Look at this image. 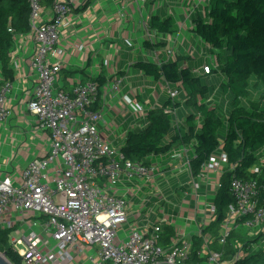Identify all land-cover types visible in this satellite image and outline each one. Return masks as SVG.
Listing matches in <instances>:
<instances>
[{
	"label": "built area",
	"instance_id": "2783aa9c",
	"mask_svg": "<svg viewBox=\"0 0 264 264\" xmlns=\"http://www.w3.org/2000/svg\"><path fill=\"white\" fill-rule=\"evenodd\" d=\"M87 1L55 0L46 8L42 0H28L30 30L15 38V44L23 37L31 45L22 61L32 81L22 109L32 118L35 131L48 140L49 147L46 154L30 159L20 171H8L9 161L0 167V229L15 227V220L24 225L25 218H31L28 233L10 238L22 264H71L73 254H82L85 248L89 249L86 255L90 264H235L245 253L241 241L234 244L232 253H227L224 246L230 233L240 226L264 227V204L257 200L256 182L231 180L234 202L227 207L220 226L210 232L216 212L212 199L227 161L222 152L211 155L194 174L189 163L192 143L165 155L149 156L147 164L130 161L120 151L127 132L143 128L147 112L158 108L157 103L148 107L143 87L129 81L133 63L118 71L119 56L117 60L113 56L107 62L110 78L100 89L95 81L82 83L76 79L69 91L64 90L61 32L70 24L73 10ZM149 16L147 13L142 23L141 55L159 66L175 59L181 38L150 29ZM162 42L166 43L163 49L144 45ZM83 48L81 45L77 49ZM187 51L192 54L195 48ZM161 52L165 60L160 58ZM203 54L201 49L199 55ZM11 59L13 70H19L15 50ZM208 59L212 66L206 60L193 72L210 74L217 64L213 54ZM18 89L15 80L0 85V129L8 130ZM165 91L172 101L178 97V90L169 84ZM123 110L129 117L118 125L115 117ZM164 111L178 127L176 110ZM104 115L111 117L109 122ZM125 123L122 133L114 135L116 141L122 142L115 145L106 131L114 133ZM16 140L10 136L12 145ZM260 162L264 165V156ZM171 177L179 179V185L170 186L182 197L178 211L157 184L160 179L169 183ZM145 187L149 188L147 193L143 192ZM152 215L155 218L151 220ZM197 240L199 247L194 250L193 241ZM17 245L22 247L17 250ZM214 245L221 250H213Z\"/></svg>",
	"mask_w": 264,
	"mask_h": 264
},
{
	"label": "trees",
	"instance_id": "16d2710c",
	"mask_svg": "<svg viewBox=\"0 0 264 264\" xmlns=\"http://www.w3.org/2000/svg\"><path fill=\"white\" fill-rule=\"evenodd\" d=\"M54 1L42 0V5L50 8ZM29 15L28 0H0V85L15 80L11 53L15 38L30 30ZM148 24L150 29L163 35H173L176 31L171 17L152 15ZM192 25L190 31L210 47L216 68L200 76L193 72L190 64H184L186 59L182 57L163 61L159 66L145 60L133 63V71L163 80L178 90L184 100L168 98L161 107L149 110L144 127L128 131L120 151L130 161L147 164L149 156L165 155L173 148L192 143L189 163L194 174L211 155L222 152L227 161L220 187L212 199L216 209L214 222L208 228L215 232L227 207L234 202L230 191L232 179L255 181L257 200L264 204V165L260 162L264 156V0H207L204 14L193 19ZM144 45L148 49H163L166 43ZM217 72L223 80L211 90L203 77ZM93 81L100 89L106 79L98 75ZM212 92L214 96L230 97L226 102L229 108L222 111L224 114L220 110L223 101L218 104L212 101ZM181 106L187 112L181 125L176 127L164 110ZM221 129H224L223 138L219 137ZM263 228L248 240H240L241 236L235 231L230 233L224 249L232 253L234 244L241 241L245 253L235 264H264V242L261 241L260 247L256 243L264 236ZM15 230V227L0 229V252L12 264H22L21 256L10 241ZM193 242L197 250L199 241ZM212 249L219 251L221 247L214 245Z\"/></svg>",
	"mask_w": 264,
	"mask_h": 264
},
{
	"label": "crops",
	"instance_id": "0c3cea01",
	"mask_svg": "<svg viewBox=\"0 0 264 264\" xmlns=\"http://www.w3.org/2000/svg\"><path fill=\"white\" fill-rule=\"evenodd\" d=\"M206 2L207 0H139L137 3H135V0H132V2L131 0H88L82 7L75 8L70 16V24L64 27L61 32V47L64 54L61 82L64 90L69 91L76 79L86 83L93 81L98 75L104 76L106 80L110 78L107 62L113 56L117 60L118 54L122 51L117 44L118 39L122 41L125 50V54L123 56L120 54L116 63L118 71H122L127 62L129 64L135 63L137 60L146 61L141 55V51L138 52L140 43L138 34L143 31L142 23L144 17L149 13L150 19L152 11L154 12V14L152 13L153 15H158L161 18L171 17L175 23L176 31L174 34L181 37V44L176 50L175 58L182 57L186 59L184 64H190L193 69L200 68L206 63L205 56L202 61L201 56L196 53L197 50L192 54L187 50L190 45L193 46L195 44L191 38L192 36L198 42H201L203 47L200 48V51L204 49V52H207L206 45L190 31L189 27L192 25L193 19L198 15L204 14ZM191 6L193 7L191 8ZM135 15L139 16L138 19H135ZM81 45L84 48L79 51L77 48ZM135 45L137 46L136 49H134ZM30 46V42L23 37H19L15 44V58L20 67L18 68L19 70H14V74L15 81L19 83V89L14 94V100L11 105L13 117L10 121L9 129L5 130L9 134L5 136L3 143L0 135V148L8 143L10 145L8 155L3 158L0 155V167L5 166L6 162L9 161L11 165L7 170L13 172L20 171L30 159L46 154L49 147L48 140L42 138L35 131L32 126V118L28 115V112L24 113V109H22V101L26 98L32 84L29 72L24 62H22L27 58ZM97 48L106 53L99 64L96 63ZM210 54L212 53L209 49L207 56ZM160 58L165 60L164 52L160 53ZM197 59V62L191 64L192 61ZM10 62L12 66V59H10ZM121 65H123L122 68H120ZM103 67L107 69V74L109 73L107 76L103 73ZM197 75L203 76L202 74ZM129 81L135 87H143V100L148 107L155 103H157V107H161L169 98L165 91L166 84L163 80H154L141 72L133 71V76ZM124 92L126 93L127 89ZM217 97L218 94L212 98V101H216ZM176 99L184 100L181 94ZM182 109L184 111L182 114L176 109L180 125L182 123L181 119L185 114L184 108ZM16 134L19 138L12 145L10 136ZM223 136L224 132H220L219 137L223 138ZM7 139H9L8 143ZM216 154H220V151ZM1 173L2 171L0 170ZM25 221V228L23 227L20 230L19 228H21L22 224L20 220H15L16 234H21V236L25 234L22 231L23 229H28V222L32 220L26 217ZM40 221L44 222V219L41 218ZM84 250L85 252L82 254H73L71 264H90L86 255L89 249L85 248Z\"/></svg>",
	"mask_w": 264,
	"mask_h": 264
},
{
	"label": "rangeland",
	"instance_id": "374dc122",
	"mask_svg": "<svg viewBox=\"0 0 264 264\" xmlns=\"http://www.w3.org/2000/svg\"><path fill=\"white\" fill-rule=\"evenodd\" d=\"M147 12H148V11H147ZM138 17H139L138 15H135V19H138ZM138 35L140 36V43H139V50H138V52H140V51H144V49L140 48V47H141V43H142L143 40H144V32H143V31H140ZM195 36H196V35H195ZM180 38H181V37H180ZM191 38L194 40L195 44H193V46L190 45V46L188 47V49H190V47H191V48H195V50H197L196 53L199 54V52H200V48L203 47V46H202L201 42H198L197 39L194 38V36H192ZM117 44H118V46H120L121 49H122V51L118 54V56L120 57V54H121V56H123V55L125 54V50H124V45H123L122 41H120V40L118 39ZM136 48H137V46L135 45L134 49H136ZM205 48H206L207 52L209 53V49H208L207 47H205ZM112 52H113V51H112ZM207 52H204L203 57L205 56V58H206V60H207V64H209V66H212L211 63H210V60L208 59ZM105 54H106V53H105L103 50H100V49L97 48V53H96V63H97V64H99V63L101 62V58L104 57ZM203 57H201V59H202ZM144 58L146 59V61H147V60H150V58H149L147 55H145ZM197 61H198V59L192 61L191 64H192L193 62L195 63V62H197ZM202 61H203V59H202ZM123 62H124V61H123ZM123 62H122V63H123ZM127 65H128V62L125 64L124 67H123V65H121L120 68H122V67L125 68ZM89 73H90V72H89ZM103 73L105 74V76H107V75L109 74V73L107 74V69H106L105 67H103ZM203 79L206 81L207 85H209L210 89L212 90V87H213V86L218 87L219 83L223 80V77L221 76V74H220L219 72H217V73H212V74H211L210 76H208V77L204 76ZM57 85H58V83H55V86H57ZM213 94H214V93L212 92V95H213ZM213 96H214V95H213ZM220 100L223 101V104H222V106L220 107V110H221V112H222V111L224 112L227 108H229V105L227 106V103H226V102H228V101L230 100V97L226 98L225 95H221V96L218 95L217 100H216V101H217L216 104H218V101H220ZM114 102H115V104L117 105L116 108H119V103H118V101H117V100H114ZM226 106H227V107H226ZM182 108H184V107L181 106L179 109H177L178 111H180V114H182V112H184ZM184 110H185V113H186L187 110H186L185 108H184ZM223 112H222V114H224ZM124 114H126V115H124ZM126 117L128 118L129 115H128V113H127L125 110H123L121 113H119V115H116V117H115V122H116L118 125H120ZM110 119H111L110 116L104 115V120H105L106 122H109ZM128 121H129V119H128ZM126 126H127V123H125L123 126H121V128H120L119 130L115 131L114 133H111V132H109V131H106L107 135H110V137H111L110 140L113 141V142L115 143V145H118L119 143H121L122 140H120V141H116V140L114 139V135H115V136L120 135V134L122 133V130L125 129ZM8 129H9V127H8ZM97 129H98V130H101V129H102L101 124H98ZM221 131L224 132V129H221L220 132H221ZM7 134H9V133L6 132L3 128L0 129V135H1V137H2V139H1L2 143H3V140H4V138H5V136H6ZM13 137L16 138V139L19 138V136L17 137V134H16V135H13ZM219 139H220V138H219ZM7 140H8V141H7V143H8V142H9V139H7ZM9 151H10V145H9V143H8L6 146H5V145H2V147L0 148V155H1V158L6 157V156L8 155V152H9ZM1 158H0V159H1ZM166 178L168 179L169 176L167 175ZM178 180H179V179H177L176 177H171V179L169 180V183H167V182L165 181V179H160V180L158 181L159 183H157L158 186L161 188V191H162V193H163V196H165V197L167 198V200H169L170 202H173L175 205H177V211L179 210V206H180V204H181V199H182V197H181V194H180L179 191H175V193H173V192H172V189L170 188V186L174 187V186H176V185H179ZM181 180L186 181L185 178H181ZM161 181H162V182H161ZM181 182H182V181H181ZM197 182H198V181H197ZM203 187H204V186H203ZM203 187H202V188H203ZM148 191H149V188H148V187H145V188L143 189V192H145V193H147ZM203 192H204V189L200 190V193H203ZM141 196H143V194H141ZM157 211H158V210H157ZM167 213H168V212H167ZM153 218H155L154 215H152L150 219L152 220ZM23 227L25 228L24 225H21V228H19V227H18V228L21 230ZM22 232L26 234V233L28 232V229H27V228H26V229H23ZM22 232H21V233H22ZM235 232L241 236L240 240H248V239H253V238L256 236V234H257L258 232H260V228H247V227H244V226H240L237 230H235ZM20 237H21V234L19 235V234H16L15 232L11 235V238H15V239H16V238H20ZM262 240H263V242H264V236L261 238L260 242H259V240H257L256 243H257L258 247L261 246L260 244H261V241H262ZM50 242H52V241H50ZM21 247H22V246L17 245V246H16V249L18 250V249H20Z\"/></svg>",
	"mask_w": 264,
	"mask_h": 264
},
{
	"label": "water",
	"instance_id": "95a60500",
	"mask_svg": "<svg viewBox=\"0 0 264 264\" xmlns=\"http://www.w3.org/2000/svg\"><path fill=\"white\" fill-rule=\"evenodd\" d=\"M0 264H12L2 252H0Z\"/></svg>",
	"mask_w": 264,
	"mask_h": 264
}]
</instances>
